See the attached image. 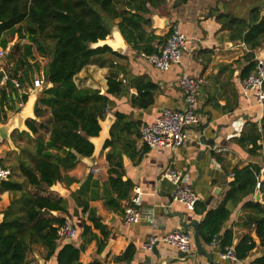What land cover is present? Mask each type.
I'll list each match as a JSON object with an SVG mask.
<instances>
[{"label":"crops","instance_id":"1","mask_svg":"<svg viewBox=\"0 0 264 264\" xmlns=\"http://www.w3.org/2000/svg\"><path fill=\"white\" fill-rule=\"evenodd\" d=\"M254 9H258L261 16L264 15V0H164L161 7L151 10L150 16H146L151 20L146 32L164 37L171 27H176L188 36L192 42L184 53L181 65L171 66L165 72L159 71L122 38L125 44L123 53H117L119 56H99L95 63L83 68L74 80L78 88H89L105 94L107 78L110 72H115L122 80L125 91L120 95H108L110 103L100 122V133L90 139L94 146L91 157L82 158L73 170L63 173V177H66L64 181L55 183L47 191L31 187L17 170L20 163L29 164L35 155L36 136L22 121L35 120L33 107L38 91L28 82L16 90V96L6 90L10 100L0 109V167L9 169L10 180L22 184L25 191L43 196L50 194L64 201L66 214L54 211L45 214V217L70 220L77 234L71 241L57 239L56 252L64 244H72L80 249L79 264H251L255 258L264 255V246L256 241L254 249L244 260H221L218 245L204 244L197 237L205 214L216 209L222 201L233 180L232 171L235 168L258 166L260 174L257 181L262 183L263 190L255 188V193L245 198L243 203L228 206L230 216L222 231L230 230L233 246L252 230L247 224L250 213L243 208L244 203H259L264 207V153L261 151L257 155H250L248 149L239 144V139L250 124L260 127L264 106L257 108L254 98L243 97L239 90L237 81L247 65L243 61L246 48L238 38H232L235 32L230 22L231 19L247 21ZM152 46L158 48L160 45L156 41ZM262 55L264 42L255 51V59ZM11 71L12 64L9 68L0 66V87L5 85ZM183 73L201 82V94L197 100L199 124L189 131L190 139L181 147L150 149L140 140V129L152 123L163 110L184 108L179 88ZM35 81L34 77L33 83ZM140 81L149 82L155 87L151 92L152 103L146 109L132 103L138 96L136 85ZM36 91L37 94L33 93ZM22 94L28 97L25 104L20 102ZM117 114L123 116L124 126L129 125L130 129L118 134L119 145L104 149V143L111 139L110 130ZM107 118L108 125L103 127L102 123ZM7 126L11 131L9 140L4 138ZM23 132L29 137L20 135ZM259 144L264 145V142ZM212 146L224 148L225 151L214 154ZM109 152H114L112 166L106 160ZM112 168L118 172L121 182L129 183L132 187L129 199L120 202L119 211L111 210L106 204V196H117L109 182L117 175L109 173ZM168 170L178 171L187 178L198 197L195 209L187 210L172 199L173 187L164 178ZM135 188L143 193L139 207L141 218L138 223L126 226L122 223L123 211ZM215 190H219V194L215 195ZM20 196L17 192L0 189V223L5 212ZM84 205L86 210L83 209ZM202 205L204 211H201ZM93 219L103 227V231L95 228ZM84 227L89 229L85 237ZM178 229L190 235L191 252L188 255L163 243L157 244L152 251L144 249L149 237L160 238ZM128 246L132 248L129 258L115 259ZM56 252L46 259L47 251L43 247L29 245L26 264H57Z\"/></svg>","mask_w":264,"mask_h":264},{"label":"trees","instance_id":"2","mask_svg":"<svg viewBox=\"0 0 264 264\" xmlns=\"http://www.w3.org/2000/svg\"><path fill=\"white\" fill-rule=\"evenodd\" d=\"M163 4L164 0H0V46L6 50L14 38L26 41L22 46L16 42L8 51L12 71L5 85L0 87V109L10 100L6 90L16 96V90L21 89L25 82L33 86L34 77L40 76L42 84H45L33 113L36 119L46 114L48 118L44 122H37L36 119L25 122L30 133L36 136L35 155L29 164L23 162L17 168L31 187L47 191L55 183L64 181L66 177H63V173L73 170L82 158L91 157L94 146L90 139L100 133V122L110 103L108 95H120L125 91L122 80L115 72H110L107 78L105 94L76 86L75 77L83 68L95 63L97 57L105 54L119 56L108 46H92L107 39L116 28L136 53H156L153 42L161 45L168 34L157 37L147 33L146 28H150L151 20L146 16ZM230 22L235 32L232 38H238L246 48L243 61L247 65L239 78L243 80L254 70L255 51L264 42V15L261 16L259 10L254 9L247 21L231 19ZM38 58L46 60L45 66L40 67ZM13 80L17 81L18 87L14 86ZM136 88L138 96L132 103L146 109L152 103L151 92L155 87L149 82L140 81ZM27 98V94H22L20 102H27ZM123 119L122 115L117 114L110 130L111 139L104 143V149L119 145L118 134L130 129L129 125L124 126ZM20 135L29 137L25 132ZM260 142H264V118L260 127L250 124L239 139V144L247 148L250 155H257L261 151L264 153V145ZM112 159H115L114 152H109L106 160L111 166ZM109 173L118 172L112 168ZM259 174L260 168L256 165L233 169V180L222 201L216 209L205 214L197 230V237L204 244H211L216 238L219 240L218 249L223 252L232 248L237 260H244L254 249L256 241L264 246V207L259 203L246 202L243 205L250 213L247 224L252 228V235L249 233L233 246L230 230L222 231L230 216L228 206H237L255 193ZM109 182L117 196H106V204L111 210L119 211L120 202L129 199L131 184L121 182L118 174ZM259 184L258 190L262 191L263 185L261 182ZM0 189L21 194L5 212L0 223V264H26L29 245L43 247L47 251L45 258L52 257L57 250L58 229L66 219L45 217V214L54 211L66 214L64 201L50 194H32L10 178L0 182ZM201 208L204 211L203 205ZM83 209L86 210V205ZM93 222L95 228L103 231L95 219ZM88 232L89 229L84 227L83 237ZM79 253L80 249L66 243L56 252L57 264H79ZM131 253L132 248L128 246L115 259L126 260ZM251 264H264V255L255 258Z\"/></svg>","mask_w":264,"mask_h":264},{"label":"built area","instance_id":"3","mask_svg":"<svg viewBox=\"0 0 264 264\" xmlns=\"http://www.w3.org/2000/svg\"><path fill=\"white\" fill-rule=\"evenodd\" d=\"M14 38L8 46H12ZM192 40L181 33L176 27H171L168 37L157 48V52L152 55L140 54L149 64L153 65L157 70L165 72L171 66L181 65L184 53ZM8 49L4 50L0 46V59L7 56ZM254 70L243 80H238V87L243 97L254 98L255 106L262 108L264 106V57L256 58ZM6 79V78H5ZM4 80V79H2ZM15 87H18L16 80L12 81ZM41 80L33 83V89L39 91L41 89ZM179 88L183 95L184 108L178 110H163L161 114L149 125L140 129V140L150 149L169 148L175 149L181 147L190 139L189 131L199 124V116L197 114V100L201 94V82L191 78L188 74L183 73L179 80ZM211 151L214 154H220L225 151L224 148L212 146ZM11 176V172L7 168L0 167V182L6 181ZM172 187V199L186 207L187 210H193L198 202V197L192 190L187 178L180 172L168 170L164 174ZM259 182L256 188H259ZM143 193L138 189H134V194L124 207L122 223L126 226L136 224L141 218L140 205ZM77 230L68 219L59 227L57 238L60 240L71 241L76 238ZM163 243L174 248L183 255L191 252L190 235L183 229L175 230L163 237L151 236L144 244L146 251H152L154 247ZM213 245H218L215 238ZM221 260H230L236 262L232 248H227L219 253Z\"/></svg>","mask_w":264,"mask_h":264},{"label":"rangeland","instance_id":"4","mask_svg":"<svg viewBox=\"0 0 264 264\" xmlns=\"http://www.w3.org/2000/svg\"><path fill=\"white\" fill-rule=\"evenodd\" d=\"M115 29H113L112 30V32H111V34H110V36H108L107 37V40L108 39H112V33H113V31H114ZM18 41H16V40H14L12 43H14V44H16V42H18V44H20V46H22V45H24L25 43H26V41L25 40H20V39H17ZM14 44L12 45V46H8L7 47V49H8V51L10 52L11 51V49L13 48V46H14ZM92 47H94V46H92ZM8 52V53H9ZM17 56V55H16ZM35 56H37V55H35ZM46 62V60H39V58H38V63H39V65H40V67H43V66H45V63ZM0 66L2 67H6V68H9L10 66H11V63L8 61V58H1L0 59ZM35 72H37V71H35ZM36 78V80H43L42 78H41V76H40V78H38V77H35ZM43 83V82H42ZM28 84V83H27ZM41 89H39V91H38V96L41 94L40 92H42V90L43 89H45V84H41ZM33 93H36L37 94V91L36 92H33ZM36 96V95H35ZM38 98V97H37ZM26 103V102H25ZM24 103V104H25ZM35 103H36V101H35ZM35 105V104H34ZM33 109H34V107H33ZM34 114V113H33ZM35 117V116H34ZM48 118V114H46V116H44L43 118H39L38 120H40V121H42V122H44L46 119ZM36 119V118H35ZM29 120V119H28ZM28 120H26V121H28ZM45 135V134H44ZM29 146V145H28ZM70 221V220H69ZM71 222V221H70ZM64 223V222H63ZM73 224V223H72Z\"/></svg>","mask_w":264,"mask_h":264},{"label":"water","instance_id":"5","mask_svg":"<svg viewBox=\"0 0 264 264\" xmlns=\"http://www.w3.org/2000/svg\"><path fill=\"white\" fill-rule=\"evenodd\" d=\"M115 32H117V33L119 34L118 30L115 29V30L113 31V33H112V36H113V34H114ZM119 36H120V38H122L120 34H119ZM104 41H107V39H105ZM104 41H103V44H99V45H98V43H99V42H102V41H99L98 43L94 44V45H93V46H94L93 48L101 47V46H108L113 52H116V53H119V54L123 53V51L125 50V44H124V48H123V49H122V48H121V49H115V48H113L110 44H108V43L105 44ZM263 57H264V55H262V56H260V57H258V58H259V59H262ZM32 100H33V98L30 99V101H29L30 107H31V104H32ZM15 107H16V110H18V106L16 105ZM29 112H30V108H29ZM108 118H109V117H108ZM108 118L106 119L105 122L102 123V126H103V127H105L106 125H108ZM109 119H110V118H109ZM25 122H26V121H25ZM25 122H24V120H23V121H22V124L24 125ZM4 128H5V127H4ZM10 132H11V131H9V127L7 126V132H6V134L4 135V138H6V139L9 140ZM93 164H94V161H93V163H92V162L90 163L89 167L91 168V167L93 166ZM262 175L264 176V170H263V172H262ZM214 194H215V195L219 194V190H215ZM102 198H103V195H102ZM256 200H257V201L259 200V193H258V195H257ZM195 237H196V236H195ZM198 248H199V246H198Z\"/></svg>","mask_w":264,"mask_h":264},{"label":"bare ground","instance_id":"6","mask_svg":"<svg viewBox=\"0 0 264 264\" xmlns=\"http://www.w3.org/2000/svg\"><path fill=\"white\" fill-rule=\"evenodd\" d=\"M104 43H108L110 44L113 48L115 49H123L124 48V42H123V39L120 38L119 34L117 32H115L112 36V39L110 40H107V41H104ZM99 44H103V41L102 42H99Z\"/></svg>","mask_w":264,"mask_h":264}]
</instances>
